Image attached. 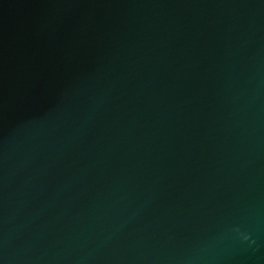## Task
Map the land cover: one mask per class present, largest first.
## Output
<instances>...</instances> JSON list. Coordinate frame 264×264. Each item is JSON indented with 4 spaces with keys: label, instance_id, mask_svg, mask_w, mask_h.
I'll return each mask as SVG.
<instances>
[{
    "label": "water",
    "instance_id": "95a60500",
    "mask_svg": "<svg viewBox=\"0 0 264 264\" xmlns=\"http://www.w3.org/2000/svg\"><path fill=\"white\" fill-rule=\"evenodd\" d=\"M0 264H264V0H0Z\"/></svg>",
    "mask_w": 264,
    "mask_h": 264
}]
</instances>
